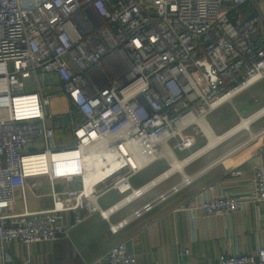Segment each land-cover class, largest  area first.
I'll return each instance as SVG.
<instances>
[{
  "label": "built area",
  "instance_id": "built-area-1",
  "mask_svg": "<svg viewBox=\"0 0 264 264\" xmlns=\"http://www.w3.org/2000/svg\"><path fill=\"white\" fill-rule=\"evenodd\" d=\"M249 1L256 0H0V264H10L13 241L56 242L88 216L109 220L118 204L102 210L96 201L108 191L132 190L130 179L141 171L129 163L135 146L152 158L160 157L164 143L174 153L189 151L188 132L206 135L197 121L264 80L262 19L233 16ZM56 95L66 96L73 115L81 116L70 148L58 147L55 130L46 125ZM20 99L35 104L37 114H24ZM39 143L42 151H30ZM92 147L101 148V165L109 153L129 162L107 176L112 167L105 166L88 194L87 159L58 157ZM39 155L46 157L45 171L28 172L25 161ZM40 177L51 183L80 179L82 188L59 193L65 203L49 211L30 213L28 180ZM194 180H184L110 230L118 233ZM141 189L132 190L136 199L144 195ZM215 189H203L200 203L209 218L240 212L248 200L264 203V165L255 167L253 195L210 196ZM17 192L22 213H15ZM64 213L75 216L69 224L61 221ZM105 264L138 261L121 243ZM211 264H264V247L219 255Z\"/></svg>",
  "mask_w": 264,
  "mask_h": 264
},
{
  "label": "crops",
  "instance_id": "crops-1",
  "mask_svg": "<svg viewBox=\"0 0 264 264\" xmlns=\"http://www.w3.org/2000/svg\"><path fill=\"white\" fill-rule=\"evenodd\" d=\"M238 14L233 15L234 18L240 16L243 21L261 17L259 29L264 35V0L249 1L239 7ZM263 109L264 80L219 107L206 121L214 135L221 137L235 129L243 119ZM47 110L52 118L46 120V125L55 130L57 146L73 147V129L81 116L73 115L74 108L64 95L54 96ZM187 134L193 138V147L185 153L173 152L178 154L175 157L179 161L187 160L210 144L207 134ZM43 147L39 143L30 151H42ZM164 159L166 163L155 165ZM158 161L145 165L130 179L132 190L143 189L171 168L169 158L159 157ZM258 164L264 165V115L249 128L240 130L188 163L183 172L170 175L119 210L112 209L115 213L108 212L112 214L109 220L98 214L88 216L81 225L70 229L68 237L56 242L24 245L13 241L9 245L10 264H105L107 253L121 243L135 255L138 264H211L219 255L253 253L264 247V203L248 200L242 211L216 218L207 217L200 209V203L204 198L203 189L211 185L216 189L210 196L231 193L245 198L253 195L254 170ZM124 165L125 162H121L104 175H111ZM189 178H194V182L180 193L130 222L118 233H112V226L128 220L136 211ZM81 188L80 179L55 183L44 177L30 179L27 208L30 213L49 211L61 202L65 203L59 193ZM132 190L126 194L108 191L96 202L102 210H108L133 196ZM20 194L17 192L15 213L24 212ZM183 205L186 210H178ZM74 217L73 213H64L61 221L69 224Z\"/></svg>",
  "mask_w": 264,
  "mask_h": 264
},
{
  "label": "bare ground",
  "instance_id": "bare-ground-1",
  "mask_svg": "<svg viewBox=\"0 0 264 264\" xmlns=\"http://www.w3.org/2000/svg\"><path fill=\"white\" fill-rule=\"evenodd\" d=\"M17 103L19 105H21L20 108H22V111H25L24 114H26V115L37 114V110H36L37 108L34 107L35 104H30L27 106V104H26L27 100L26 99H20L17 101ZM263 115H264V109L259 111L258 113H256L255 115H253L249 118L243 119L242 122L235 129H233L232 131H230L229 133H227L226 135L221 136V137H216V135H214L212 130L209 128L206 120L197 121V123H199V125L202 127L205 134H207L208 138L210 139V144L208 146H206L205 149H203L202 151L198 152L197 154L191 156L187 160L179 161L175 157L173 151L164 143L163 149L160 151V158H165V157L169 158L171 161V163H170L171 168L163 176L158 178L156 181H153V183L149 184L148 186L144 187L143 189H141L138 193L144 194V193H146V191H148L153 186H155L159 182L163 181L165 178L169 177L170 175H172L176 172H183L184 167L188 163H190L191 161H193L197 157L201 156L202 154L210 151L212 148L216 147L218 144L223 142L225 139L233 136L234 134H236L240 130L249 128L251 123H253L257 119H259ZM137 148H138V146L134 147V153H132V155L130 157V162L126 158L118 159L113 154L109 153L107 160L105 162H102L103 164L101 165V163H99V160H98V155L101 153L100 147H92V148H89L87 150L81 149L79 151H76V150L66 151L62 155H59L58 158L64 159V161H73V160H78L84 156L87 159L86 164H87V168H88L89 172H88L87 178H86V191L89 194L91 184L94 181L100 179V175L98 173L101 170H103L105 168V166L111 165V167H113V166L118 165L121 162H125V163L129 162L134 168L141 169L145 165H148V164L152 163V161L159 158V157L152 158V157L145 156V155H143V153L138 151ZM123 149L127 154H129L126 147ZM46 161H47L46 157L42 156V155L35 156L32 158H28L25 161L28 172H44L46 169L45 168ZM137 195L138 194H134L133 196L125 199L123 202H121L116 207V209H119L120 207L126 205L127 203L135 200ZM109 214L110 213H108V212L105 213L106 216H108Z\"/></svg>",
  "mask_w": 264,
  "mask_h": 264
},
{
  "label": "rangeland",
  "instance_id": "rangeland-1",
  "mask_svg": "<svg viewBox=\"0 0 264 264\" xmlns=\"http://www.w3.org/2000/svg\"><path fill=\"white\" fill-rule=\"evenodd\" d=\"M239 11V8H235L234 10H233V13H236V12H238ZM49 92L51 93L52 92V89H49ZM176 153V152H175ZM178 154H176L175 156H177ZM163 163H166V160L164 159V160H161V161H158L155 165H157V166H160V165H162Z\"/></svg>",
  "mask_w": 264,
  "mask_h": 264
}]
</instances>
